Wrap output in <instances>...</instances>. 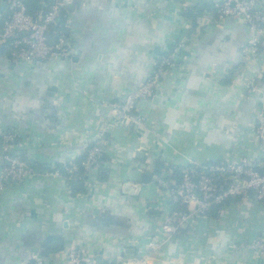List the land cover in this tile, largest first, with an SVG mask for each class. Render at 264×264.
<instances>
[{
	"label": "crops",
	"instance_id": "0c3cea01",
	"mask_svg": "<svg viewBox=\"0 0 264 264\" xmlns=\"http://www.w3.org/2000/svg\"><path fill=\"white\" fill-rule=\"evenodd\" d=\"M222 1L64 0L58 20L72 58L14 62L0 53V134L17 135L5 154L33 150L16 156L36 168L0 192V264H69L77 247L91 264L148 253L149 264H264L247 247L264 233V201L252 195L190 218L171 237L162 231L174 205L161 178L179 182L174 167L260 159L264 51L249 50L251 31L239 18L217 21ZM203 5L193 23L188 11ZM174 50L176 66L136 103L139 122L116 121L113 105ZM96 144L104 149L99 172L88 174L90 186L80 176L73 188L59 167L74 171ZM143 164L151 182H128Z\"/></svg>",
	"mask_w": 264,
	"mask_h": 264
},
{
	"label": "built area",
	"instance_id": "2783aa9c",
	"mask_svg": "<svg viewBox=\"0 0 264 264\" xmlns=\"http://www.w3.org/2000/svg\"><path fill=\"white\" fill-rule=\"evenodd\" d=\"M64 0H49V7L40 16L27 11L22 0H8L10 17L0 27V46L10 48L14 62L40 60L47 61L55 57L72 58L74 47L71 38L61 34L57 40L50 43L48 31L51 25H58L57 21L62 14ZM217 21L227 17L242 20L250 29L251 37L248 48L251 51H264V0H223L219 4ZM179 58L178 50L162 55L158 58L157 67L150 77L135 90L129 92L113 105L114 119L121 122H139L135 114L136 103L144 98L152 97L166 74L167 67L176 66ZM255 134L260 143L261 155L259 160L247 156L230 158L228 160L207 165L192 164L183 170L179 182L161 178V184L169 188L173 212L163 224L162 231L173 236L180 225L196 216H207L212 207L220 206L226 200L238 196H253L255 200L264 201V101L255 116ZM17 140L14 132L0 134V159H3V169L0 175V192L8 179L22 181L33 174L35 170L26 160L16 155L5 154V148ZM23 143L30 144L27 139ZM104 149L100 144L93 145L84 161L90 171L99 168L98 161ZM70 172L73 168H68ZM82 180L90 186L88 175ZM157 243L151 248L156 249ZM247 247L264 256V233ZM69 264H91L86 262L81 248L69 250ZM152 254L142 258L124 260V264H149ZM36 264H43L36 261Z\"/></svg>",
	"mask_w": 264,
	"mask_h": 264
},
{
	"label": "trees",
	"instance_id": "16d2710c",
	"mask_svg": "<svg viewBox=\"0 0 264 264\" xmlns=\"http://www.w3.org/2000/svg\"><path fill=\"white\" fill-rule=\"evenodd\" d=\"M23 3L25 4L27 11L30 14H33L35 16H40L41 13H43L44 11L48 10V5H49V0H22ZM203 6H201L200 13H196L194 12V10H189V16L192 18V22L195 23L197 21V17L198 15L202 14L203 12ZM196 11V10H195ZM11 13L9 12H4V16L0 21V27L3 25V23L5 22L6 19H8L10 17ZM64 34L62 32V29L60 28L59 24L58 25H51L48 31V39L50 41V43H53L57 40V38L61 35ZM0 53L5 54L7 57L10 56V48L2 45L0 46ZM88 152L85 153V155L76 163L77 168L72 171L71 173L68 172L67 169H65L64 167H59V171L61 172L62 175H64L67 178V181L69 184H71L73 186V188H75V183L76 181H79V177L80 176H86L89 174V170L86 168V166L84 165V161L86 160ZM24 160L25 157H22ZM104 160V152L102 154L101 157H99L98 161ZM31 167L34 166L35 162L30 163L29 161H26ZM33 164V165H32ZM166 166L164 165L163 162L161 161H157L155 162V166H154V172L157 174H161L163 171L162 169H164ZM187 167H192V164L190 165H186V166H182V167H174L175 173L178 175V181H180L182 179V173L183 170ZM33 169L35 170L36 168L33 167ZM224 204V203H223ZM222 205V204H221ZM220 205V206H221Z\"/></svg>",
	"mask_w": 264,
	"mask_h": 264
},
{
	"label": "water",
	"instance_id": "95a60500",
	"mask_svg": "<svg viewBox=\"0 0 264 264\" xmlns=\"http://www.w3.org/2000/svg\"><path fill=\"white\" fill-rule=\"evenodd\" d=\"M8 9V0H0V10L1 11H6ZM60 20L57 21V23L59 24ZM65 33H69V30H65ZM70 61V60H69ZM33 150H13V151H10L9 153L10 154H16V155H25L27 153H31ZM146 165L143 164L140 169L138 168H134L132 169L129 173H128V182L130 183H136V182H141L143 181L144 183H149L151 182L152 180V173L151 172H148V171H143V170H146ZM92 171L94 173H98L99 170L97 168H93ZM100 175L101 176H105L106 175V172L105 171H101L100 172ZM217 212H218V208L217 207H212L211 210H210V213L212 215H217ZM98 260V264H100V260H101V257L98 256L97 258ZM36 259H32L30 261V264H36Z\"/></svg>",
	"mask_w": 264,
	"mask_h": 264
}]
</instances>
